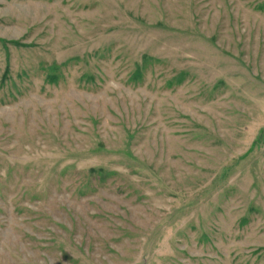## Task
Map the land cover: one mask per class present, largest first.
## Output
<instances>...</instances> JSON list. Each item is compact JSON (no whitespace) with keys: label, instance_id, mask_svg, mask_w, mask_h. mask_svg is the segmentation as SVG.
Returning a JSON list of instances; mask_svg holds the SVG:
<instances>
[{"label":"rangeland","instance_id":"rangeland-1","mask_svg":"<svg viewBox=\"0 0 264 264\" xmlns=\"http://www.w3.org/2000/svg\"><path fill=\"white\" fill-rule=\"evenodd\" d=\"M6 179L0 264H264V0H0Z\"/></svg>","mask_w":264,"mask_h":264},{"label":"trees","instance_id":"trees-1","mask_svg":"<svg viewBox=\"0 0 264 264\" xmlns=\"http://www.w3.org/2000/svg\"><path fill=\"white\" fill-rule=\"evenodd\" d=\"M8 182L7 183H4V184H2L1 182H0V188H2V191H3V189H4V194H2L1 193V195H0V202H3V204L5 205V206H7V199L5 200V197H6V195L5 194H7V191H8V186H7V184H10V181H9V179H6ZM2 186V187H1ZM1 209H2V205L0 204V211H1Z\"/></svg>","mask_w":264,"mask_h":264}]
</instances>
